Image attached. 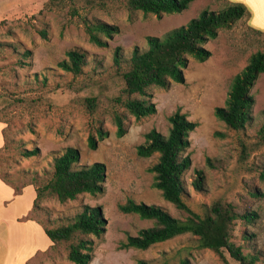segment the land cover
Returning <instances> with one entry per match:
<instances>
[{"label": "rangeland", "instance_id": "rangeland-1", "mask_svg": "<svg viewBox=\"0 0 264 264\" xmlns=\"http://www.w3.org/2000/svg\"><path fill=\"white\" fill-rule=\"evenodd\" d=\"M227 3L192 0L180 13L157 16L130 8L126 0H0V180L13 190V198L28 200L35 187L52 177L54 155L68 146L80 149L81 165L95 161L107 165L102 193H83L64 202L46 196L37 205L34 201L32 210L22 211L18 220L11 214L13 218L8 217L6 222L20 251L29 252L31 243H38L31 229L28 234L22 231L31 226L29 221H37L44 229L57 227L69 223L89 204L101 205L107 220L101 236H88L94 241L90 264H135L142 259L180 264L185 257L192 264H240L226 249L216 252L200 248L198 237L192 234L176 236L146 250L120 247L128 235L155 225L154 220L121 212L119 204L128 198L159 205L180 219L188 215L153 185L154 173L149 168L158 161V154L141 157L137 153L145 134L154 128L167 134L169 116L181 109L198 122L187 151L192 165L184 174L185 201L201 215L217 200L231 202L240 214L257 210L260 217L252 224L239 218L234 221L231 239L245 253L259 252L256 264H264V182L259 178L264 167V144L258 136L264 122V73L251 89L255 104L245 128H230L215 115V109L225 105L235 75L245 68L253 53L264 51V30L251 26V16L221 29L216 39L205 44L211 51L207 60L190 59L183 83L149 89L157 107L151 116L137 119L115 102L123 95L122 72L128 69L135 46L146 47L148 35L161 36L188 23L205 8L218 11ZM85 20L118 25L120 33L109 39L108 46L100 47L89 40ZM117 46L123 50L120 69L114 60ZM75 48L87 53L80 74L58 66L67 51ZM88 97L97 98L93 110L88 108ZM115 113L125 117L127 132L121 137L116 134ZM99 127L109 135L91 149L88 139L97 137ZM35 147L40 148L38 155H22L25 149ZM196 169L205 173L204 191L192 185ZM11 202L4 201L6 205ZM68 247L69 242L51 244L37 250L27 264H76L68 259ZM4 249L0 242V251Z\"/></svg>", "mask_w": 264, "mask_h": 264}, {"label": "trees", "instance_id": "trees-1", "mask_svg": "<svg viewBox=\"0 0 264 264\" xmlns=\"http://www.w3.org/2000/svg\"><path fill=\"white\" fill-rule=\"evenodd\" d=\"M128 6L141 10L145 14L180 13L187 9L192 0H126ZM249 7L241 1L228 0L222 9L216 11L209 8L202 10L198 16L188 23L171 29L161 36L148 35L146 47L135 46L129 60L128 69L122 72L125 82L123 95L115 98V102L126 108L137 119L151 116L157 112L156 103L152 101L149 89L152 86L167 87L172 82L185 81L184 69L191 58L205 61L211 56V51L205 47L210 40L216 39L221 29L232 27L238 20L249 16ZM85 29L89 40L100 46H108V41L120 33L118 25L102 20H85ZM43 37L46 33L42 32ZM114 60L120 69L123 65V50L115 48ZM87 63V53L80 49H70L67 56L58 66L67 72L80 74ZM264 73V51L253 53L245 68L235 75L228 98L224 106L215 109V115L230 128L239 130L245 128L252 118L255 98L251 89L260 74ZM138 95L139 97H136ZM88 108L97 106L96 97L86 98ZM170 128L167 134L157 129H151L145 134V141L137 146L141 157L158 154V161L149 171L154 173V187L159 189L163 197L173 203L178 209L188 215L185 219L173 216L163 207L145 202H137L128 198L119 204L123 213H134L142 219L155 221L152 227L141 229L136 235H128L121 242V248H136L146 250L149 247L183 234L198 237L200 248H209L216 252L226 249L240 264H256L260 259L259 252L245 253L240 245L231 239V229L236 219L247 224L254 223L259 217L257 210H248L240 214L231 202L215 201L201 215L194 211L184 199L186 184L185 172L192 165L188 149L191 146L190 134L198 126V122L190 120L186 113L177 109L168 118ZM116 134L121 137L126 134L125 117L115 113ZM258 136L264 144V122ZM109 131L103 127L97 129V137L91 135L88 145L96 149L99 140L105 139ZM39 147L25 149L22 155L31 157L38 155ZM52 177L41 186L35 187L38 201L46 196H55L60 201L76 199L80 194H98L104 191L107 178V165L102 161L91 164H80L81 151L74 146L66 147L54 155ZM192 181L198 191L205 190V173L196 169ZM4 178V177H3ZM264 182V167L259 173ZM6 180V178H4ZM19 189V188H18ZM107 220L101 205L83 206L73 219L57 227H45V232L54 242H69L68 259L76 264H90L93 259L94 241L89 235L101 236L106 231ZM135 264H166L139 260ZM180 264H192L189 257L182 258Z\"/></svg>", "mask_w": 264, "mask_h": 264}, {"label": "crops", "instance_id": "crops-1", "mask_svg": "<svg viewBox=\"0 0 264 264\" xmlns=\"http://www.w3.org/2000/svg\"><path fill=\"white\" fill-rule=\"evenodd\" d=\"M242 2H244V0H242ZM246 5L251 11L249 15L251 16V26L258 30H264V4H261L260 0H254L253 5ZM12 191L13 190H11L2 180H0V227L2 226L0 231V242H2L3 246L5 245L4 251H0V264H27L29 259L34 256L37 250H44L51 246V244L53 245L54 242L46 234L43 226L37 221L33 220L28 222V224H31V226L22 228V231L28 234L31 229V235L32 237L38 239V243H31V250L29 252L20 251L19 248L14 244L13 232L10 230L9 223L6 222L7 218H13L11 214H15V219L18 220L20 216H22V211L25 209L32 210L31 208L33 207L37 193L35 189V193L33 192V196L28 200H20L21 196H16L13 198V194H10ZM7 199L12 200V202L8 205L4 203V201ZM5 208L11 209L7 211ZM15 210H18V212L12 213Z\"/></svg>", "mask_w": 264, "mask_h": 264}, {"label": "snow or ice", "instance_id": "snow-or-ice-1", "mask_svg": "<svg viewBox=\"0 0 264 264\" xmlns=\"http://www.w3.org/2000/svg\"><path fill=\"white\" fill-rule=\"evenodd\" d=\"M244 3L248 4V5H253L254 4V0H244ZM261 4H264V0H260Z\"/></svg>", "mask_w": 264, "mask_h": 264}]
</instances>
